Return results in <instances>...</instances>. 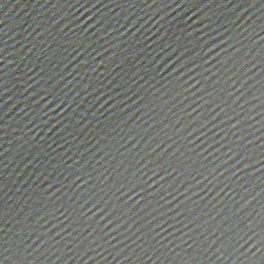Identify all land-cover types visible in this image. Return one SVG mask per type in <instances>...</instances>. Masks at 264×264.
<instances>
[{
	"label": "water",
	"instance_id": "water-1",
	"mask_svg": "<svg viewBox=\"0 0 264 264\" xmlns=\"http://www.w3.org/2000/svg\"><path fill=\"white\" fill-rule=\"evenodd\" d=\"M0 229L31 264H264V0H0Z\"/></svg>",
	"mask_w": 264,
	"mask_h": 264
},
{
	"label": "snow or ice",
	"instance_id": "snow-or-ice-1",
	"mask_svg": "<svg viewBox=\"0 0 264 264\" xmlns=\"http://www.w3.org/2000/svg\"><path fill=\"white\" fill-rule=\"evenodd\" d=\"M238 19H239V17H238ZM189 135H191V133H189ZM161 198L163 199V197H161ZM177 215H179V213H177ZM40 219H43V217H41ZM111 222H112L111 220L108 221V223H111ZM184 226L187 227V225H184ZM104 227H107V225H104ZM158 227H159V225H158ZM0 231H2V229H0ZM93 231H95V229ZM113 231H115V229H113ZM42 235H46V233L41 234V235H37L36 240H39L40 236H42ZM57 235H58V233H57ZM157 235H159V233H157ZM31 236L32 235H28L27 238H30ZM190 238L192 239V244L189 245L188 247L192 249V253H196L198 251V242L193 237H190ZM50 239H54V237H50ZM153 239H155V237H153ZM241 239H244V244L241 245L239 243V240H237L236 244L232 245L234 251L239 252L241 255H246L248 253L255 255V252H252V249L255 248L256 245L255 244H249V241L252 240V237L248 236L247 239H245L244 237H241ZM25 241L26 240L21 237L19 245H17L15 243V241H12V243L8 247H5V245L9 243L8 241L0 242V249H2V251H0V256H3V260H0V264H4V260H10L13 262V264H31V260H29V255H31V254L27 253V249L30 248L31 245L26 244ZM44 242L45 241H42V244ZM93 242H95V241H93ZM108 242L110 243V241H108ZM183 242L187 243L186 241H183ZM33 243H35V240H33ZM57 243H59V242H57ZM81 243H83V242H81ZM157 243H159V241H157ZM236 245H239V247H236ZM245 245H248V247L245 248ZM162 247L164 249H167V252H169V253L174 252V249L168 248L167 245H163ZM176 247H180V245H176ZM210 248H211V245H208L206 248L203 249L204 255H207ZM241 249H244V250L241 251ZM35 251H37V249H33V252H35ZM257 251H259V249H257ZM183 252L186 256H189L194 261V264H195V261L198 259V257L194 256L192 253H189L188 249H183ZM220 252H221V249L216 248L215 252H213L212 254L215 255L216 253H220ZM5 253H8V255H5ZM142 253L146 254V250H142ZM42 255H44V253L40 252L39 256H36L34 259L36 261H39L40 256H42ZM53 255H55V253H53ZM175 255L180 256V253L177 252V253H175ZM148 258L151 259V256H149ZM57 259H59V257H57ZM125 259H128V257H125ZM137 259L139 260L140 257H137Z\"/></svg>",
	"mask_w": 264,
	"mask_h": 264
}]
</instances>
